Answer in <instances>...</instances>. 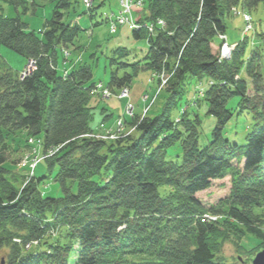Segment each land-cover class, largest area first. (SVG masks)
<instances>
[{"label":"trees","instance_id":"1","mask_svg":"<svg viewBox=\"0 0 264 264\" xmlns=\"http://www.w3.org/2000/svg\"><path fill=\"white\" fill-rule=\"evenodd\" d=\"M0 1L21 8L14 17L0 12V44L36 62V69L20 78L0 61V248L8 249L5 264H248L264 249V48L245 56L247 41H241L232 59L222 62L212 50L218 32L226 30V12L241 1L252 9L264 0H150V18H162L165 27L157 26L152 34L143 26L133 30V37L149 40L143 68L170 74L169 96L155 117L134 112L126 124L135 134L111 143L86 136L95 128L91 103L100 90L93 64L75 63L66 76L59 69L60 53L66 64L62 51L83 30L66 18L78 0H44L53 10L40 32L29 30L22 17L37 10V0ZM96 10L94 5L89 16ZM258 35L263 41L264 32ZM112 54L110 66L126 72L112 70L107 87L131 86L141 62L120 61L130 55L126 47ZM242 67L251 78L250 90L247 79L238 78ZM189 76L213 82L197 100L217 119L212 141L204 147L197 111L192 116L186 108L179 121L172 116ZM235 95L239 109L251 111L256 120L244 143L225 136L234 118L228 104ZM102 113L104 121L113 116L106 108ZM24 137L29 149L30 138L42 140L44 153L60 148L40 161L46 162L42 176L36 174L40 163L33 175L24 174L11 159L12 143ZM178 143L181 159L168 158ZM226 176L231 177L228 196L207 206L197 194ZM50 178L60 184L62 195L42 192ZM207 212L218 219L204 220ZM247 235L260 240L251 250L240 242ZM230 242L241 261L222 256Z\"/></svg>","mask_w":264,"mask_h":264},{"label":"rangeland","instance_id":"2","mask_svg":"<svg viewBox=\"0 0 264 264\" xmlns=\"http://www.w3.org/2000/svg\"><path fill=\"white\" fill-rule=\"evenodd\" d=\"M104 1L105 3L103 4L101 3L102 0L95 1V8L97 10L93 20H91L88 14L89 12L91 13L94 5L91 2L90 4L87 3L85 0H83V2L82 0H78L77 5H75L76 11L72 8L66 15L67 20L74 23L77 22L83 30L80 33V36L76 39L75 44L62 51L63 54L65 51H67L68 54H71L69 58L66 59V61H68L66 64L63 63V57L60 53L59 69L63 72L65 68H71L72 65L78 62L93 64V80L95 82H100L98 98L101 99L98 104V98L92 100L91 104L95 106V115L91 125L95 128L86 136L95 140H103L111 143L135 134L134 128L127 126L126 124V119L132 116L134 112L142 114L144 109H149L148 116L155 117L163 111L167 97L169 96V93L166 92V88L163 85L165 80L166 83L168 82L170 74L166 72V76L164 77L162 72L154 74L152 70L144 69V57L148 51L149 43L146 39L137 40L133 37V30H139L138 28H135V16L138 14L139 8H143L148 12L149 8H146L148 5H144L145 2L134 5L130 10V15L133 19L129 18L130 20H128L126 24H120L118 29V26L115 23H109L110 20L105 22V18L112 10H118L120 8L119 4L125 0H119V2L117 0H103V2ZM127 1L135 3L134 1L136 0ZM37 2L40 4L37 10L33 12L31 9L27 14H22V17L29 24V30L40 32L44 28L45 20L52 16L53 4L44 0H37ZM138 2H140V0H138L137 3ZM141 5L143 6L140 7ZM237 8L240 12L248 13L249 16H251V21L253 22L254 27H252V29L247 27L244 29L245 23L243 16L241 15L242 13L240 15L237 13L234 14L233 9L228 11L229 13L226 12V34H224L226 35V40L229 46L232 47L235 45L228 53L230 57L238 47L236 43L242 41L243 38V41H247L245 56L250 54L252 48L257 46H260L261 49L264 48V39L262 41L258 35V33L264 32V3H261L258 7L249 9L244 8L243 1H241L237 5ZM18 11L21 13V8L17 9L14 5L0 1V12L4 16L14 17L18 15ZM83 12L86 13L83 15ZM97 21L101 24L93 27L92 24ZM139 22L142 24L140 25ZM139 22L138 25L141 28L143 26L146 27V24L142 20ZM161 22L162 21H160V23ZM160 23H157L158 25L156 26L162 27ZM116 28L118 29V32L116 34L111 33V30L113 31V29L115 30ZM118 47H126L130 50V55L127 58L120 59V61L129 63L140 61L142 67L140 68L138 75L134 78L131 86H127L121 90L112 91L107 87V84L110 81L111 71L118 70V68L117 65L110 66L109 58L113 55L112 52ZM221 47H223V45H219L218 39L212 44V50L214 53H217V55H221V53L218 54L222 49ZM0 61H4L7 64V68L15 75L21 73L20 76H22L23 73H31L29 67H25L28 64L26 58L1 44ZM262 61L264 62V59H262ZM31 69H33L32 66ZM131 70L132 67L130 66L128 71ZM118 71L120 75H123L126 72L122 68ZM241 77L247 79L250 90L252 85L251 78L246 76L244 67L240 69L238 74V78ZM212 83L213 82L210 81V78L207 76L202 80L193 76L186 78L183 94L176 95L181 98L180 104L172 110V116L176 118L177 121H179V116L186 108L189 109L192 116L195 115L194 112L196 111L200 114L202 120V124L199 127L200 146H205L212 140V132L217 123L216 117L207 114V104L201 100L197 101L198 99H203V97L201 98V95H205L206 88ZM159 89H162V91L161 93L159 92L160 94L157 96V93L155 94V92ZM146 93L148 94L146 95ZM239 99L240 96L235 95L231 98L228 104V106L234 110V118L227 125L225 136L234 142L237 141L244 143L246 141V134L253 129L256 120L251 111L243 108L241 110L239 109ZM103 108H106L107 112L112 111L113 113V116L109 117L106 121L102 120L104 116L102 113ZM35 141L41 142V139H36ZM23 142L25 143V137L22 139L16 138V140H14L12 146L16 151H13L11 159H14L19 163L18 168H21V164H26V167L29 166L34 169L41 160L46 158V156L43 154L42 147L37 148L36 145H33V148L29 149L23 144ZM181 153V146L178 143L168 151V158L180 160ZM29 167L23 169L24 174L30 173ZM20 171L22 172V168ZM44 173H46V162L42 161L38 165L36 174L42 176ZM41 190L46 196L62 195L60 184L51 178L47 179L46 183L41 185ZM230 190V176H227L223 179L214 180L210 188L199 192L197 196L207 206H211L217 204L220 199L228 196ZM240 242L246 250H251L260 243V240L253 235H247ZM262 250L264 249L259 250L257 253ZM237 251L235 244L230 242L224 246L222 254L225 258H228L229 262H232V259L234 260L235 257L238 256ZM257 253L252 255L253 258H255ZM7 255L8 249L0 248V264H5Z\"/></svg>","mask_w":264,"mask_h":264},{"label":"bare ground","instance_id":"3","mask_svg":"<svg viewBox=\"0 0 264 264\" xmlns=\"http://www.w3.org/2000/svg\"><path fill=\"white\" fill-rule=\"evenodd\" d=\"M89 1H91V3L93 4V5H95V1L94 0H89ZM118 2H119V0H117ZM137 1L138 0H136V1H134L135 3H130L129 1H127V0H125V1H123L122 3H120L119 4V6H120V8L118 9V10H112L111 11V13L110 14H107L106 15V18H105V22H108L109 20V23H115L118 27V29H119V25L120 24H126V22L128 21V20H130V19H133V17L130 15V10L132 9V7L134 6V5H136V4H140V3H144V5H148L149 3H150V0H140V2H138L137 3ZM82 2H83V0H82ZM102 4L103 3H105V1L103 2V0H102V2H101ZM143 5H141L140 7H142ZM243 6H244V8H246L245 7V5L243 4ZM146 8H149V6L148 7H146ZM231 9H233L234 10V14L235 13H237L238 15H240L241 13V15L243 16V19H244V23H245V27H244V29H246V27L247 28H249V29H252V27H254V24H253V22L251 21L252 20V18H251V16H249V14L248 13H245V12H240L239 10H238V8H237V6H233ZM227 13H229V12H227ZM140 14V15H139ZM84 15V14H83ZM89 15V14H88ZM225 15H226V13H225ZM224 15V16H225ZM90 17V16H89ZM151 17V12H150V9H149V11L147 12V11H145L143 8L141 9V8H139V10H138V14H136V16H135V22H136V25H135V28H138V29H141V27L138 25V22L140 21V20H142L145 24H146V27L149 29V32L150 33H152V34H155V31H156V28H157V26L156 25H158L157 23H160V21H162L161 23H160V25L164 28L165 27V21L162 19V18H157V19H152V18H150ZM91 18V20H93L94 18H95V16H93V17H90ZM111 18H113V19H111ZM130 18V19H129ZM161 19V20H160ZM114 20V21H113ZM104 22V21H103ZM75 23H77V22H75ZM97 22H94L93 24H92V26L94 27V26H98L99 24H96ZM72 24H74V23H72ZM139 24L141 25L142 23L141 22H139ZM121 27V26H120ZM113 29V31L111 30V33H113V34H116L117 32H118V29ZM243 29V30H244ZM226 34V30L225 31H219L218 32V36H217V38H218V40H219V45L221 46V45H225L226 44V42H225V40L224 39H221V37H220V35L221 34ZM226 38V37H225ZM147 40V42L149 41L148 40V38L146 39ZM243 40H244V38H243ZM242 40V41H243ZM241 42V41H240ZM237 45H238V42L236 43ZM254 44V43H253ZM252 44V45H253ZM119 48V47H118ZM222 48V47H221ZM252 49H254V48H252ZM148 52V51H147ZM221 53V51H219V53L218 54H220ZM228 53V52H227ZM225 54V56L224 57H226V58H224L222 55H217V56H220V57H218V60H219V62H222V61H225V60H230V58L232 59V56L230 57L229 56V54ZM147 54V53H146ZM71 54H68V52L67 51H65V53H64V57L66 58V59H68L69 58V56H70ZM227 57H229V58H227ZM68 62V61H67ZM66 67V66H65ZM67 69H70V68H67ZM29 71L30 72H33L34 70L33 69H29ZM162 72V75L165 77L166 76V70L165 69H163V71H161ZM154 74L155 73H159V71H155V72H153ZM29 75V73H23L22 74V78H25L26 76H28ZM134 80V79H133ZM132 85V84H131ZM166 85H167V83H166V80H165V83H164V87L166 88ZM161 91H162V89H159V90H157V92H155V94L157 93V96H159V94L161 93ZM160 92V93H159ZM148 93H146V95H147ZM202 97H204V95H201V98ZM158 98V97H157ZM155 102H156V100H155ZM149 109L147 110V109H144V111L142 112V114H141V117L142 118H144L146 115H148L149 114ZM108 114H113L112 113V111L111 112H108ZM213 138V137H212ZM36 139L35 138H31L30 139V144L31 145H36L37 146V148H40V147H43V142H42V140H41V142L40 141H38V142H36L35 141ZM40 140V139H39ZM212 141V140H211ZM211 141L208 143V144H210L211 143ZM207 144V145H208ZM206 146V145H205ZM202 147H204V146H202ZM57 150H59V149H54V150H52V149H49V151H47V152H43V154L46 156V158H50V157H52L53 155H55V153H57ZM44 159V158H43ZM24 165H26V164H22V166H21V168L23 169V168H25L24 167ZM36 166V165H35ZM31 171H30V173L33 175V173H34V169L33 168H31L30 169ZM24 173V172H23ZM227 177V176H226ZM230 182H231V177H230ZM202 218L205 220H207V221H215V220H217L218 218H217V216H214L213 214H211V213H206V214H204L203 216H202ZM37 245V242H34L33 243V245ZM26 248H30V245H27L26 246ZM222 256L224 257V255L222 254ZM227 261H229L228 260V258H225ZM238 259L241 261L242 260V257L239 255L238 256ZM254 258H252V260H253ZM252 260H251V262H249L248 264H252ZM234 261H236V260H233L232 259V262H234ZM231 262V263H232Z\"/></svg>","mask_w":264,"mask_h":264},{"label":"built area","instance_id":"4","mask_svg":"<svg viewBox=\"0 0 264 264\" xmlns=\"http://www.w3.org/2000/svg\"><path fill=\"white\" fill-rule=\"evenodd\" d=\"M87 3H89L90 4V2L91 1H89V0H85ZM220 37H221V39H224L225 40V42H226V44L222 47V49H221V55L224 57L225 56V54L228 52H230L231 50H232V47H234V46H229V44L227 43V38H225L226 37V35L225 34H221L220 35ZM227 53V54H228ZM225 58V57H224ZM35 65H36V62L34 61V60H30V62H29V65H28V67H29V69L31 68V66H32V68L34 69L35 68ZM99 88H100V85H99ZM128 91V90H127Z\"/></svg>","mask_w":264,"mask_h":264},{"label":"water","instance_id":"5","mask_svg":"<svg viewBox=\"0 0 264 264\" xmlns=\"http://www.w3.org/2000/svg\"><path fill=\"white\" fill-rule=\"evenodd\" d=\"M252 264H264V250L257 253L255 258L252 260Z\"/></svg>","mask_w":264,"mask_h":264}]
</instances>
